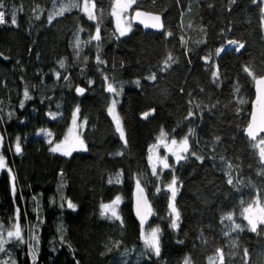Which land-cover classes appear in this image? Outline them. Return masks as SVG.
<instances>
[{
  "label": "trees",
  "instance_id": "1",
  "mask_svg": "<svg viewBox=\"0 0 264 264\" xmlns=\"http://www.w3.org/2000/svg\"><path fill=\"white\" fill-rule=\"evenodd\" d=\"M89 1L92 16L81 0H0V264H264V224L250 231L245 217L256 200L264 210V160L243 134L264 75L262 0H135L130 14L163 27L133 20L123 36L114 0ZM229 40L244 47L218 54ZM74 114L84 148L52 152ZM161 132L188 151L153 168ZM136 184L153 210L142 236ZM117 197L119 219L102 216Z\"/></svg>",
  "mask_w": 264,
  "mask_h": 264
},
{
  "label": "rangeland",
  "instance_id": "2",
  "mask_svg": "<svg viewBox=\"0 0 264 264\" xmlns=\"http://www.w3.org/2000/svg\"><path fill=\"white\" fill-rule=\"evenodd\" d=\"M133 5L132 0H114L112 4V17L114 24L116 28L119 30H125L128 31V25L131 26V23L133 22V18L130 14L131 6ZM87 8V10H85ZM81 9L88 15H93V5L89 0H81ZM235 42V43H231ZM241 45L240 42L229 40L224 45H221L217 48V53L219 54L223 50L234 48L235 50ZM241 49V48H239ZM114 99V98H113ZM112 99V101H113ZM112 101L110 104V107L112 106ZM115 108L111 112V115L115 118ZM147 115L146 113L143 115ZM42 135H46L47 131L43 130L41 132ZM48 139L50 138V135H47ZM79 138L78 133V126L76 121L73 120L70 127L65 132L64 136L57 142L52 143V147L56 145H61V151L60 153L65 154V152H72L74 150L83 149L84 145L75 144L74 141L76 138ZM81 140V139H80ZM185 140L182 139H174L172 137H169L166 133L161 132L155 139V141L152 143L149 151V157L150 162L153 168H165V164L168 166V158L172 157L175 161L179 160L177 157H180L182 159L187 151H188V144L185 146ZM264 140V138H257L255 141V144L258 148V152L261 156V150L264 149V144H261L260 141ZM175 141V143H173ZM186 147V151L184 150ZM262 158V157H261ZM264 160V158H262ZM4 163L0 164V167H3ZM173 185V183L171 184ZM174 188L176 190V186L174 183ZM139 187L138 184L135 185V188ZM171 191V189H170ZM116 199H114L112 202L107 204H112ZM246 209H250L249 212H245V217H251L253 220H257L260 217H264V210L259 205L258 201L252 203L249 205ZM169 211L172 214L173 219L175 218L174 214L172 213V209L169 206ZM248 220V218H246ZM249 222V220H248ZM155 229L147 230L144 234L145 237L149 236L151 232ZM151 249V248H150ZM152 250V249H151ZM153 251V250H152Z\"/></svg>",
  "mask_w": 264,
  "mask_h": 264
},
{
  "label": "snow or ice",
  "instance_id": "3",
  "mask_svg": "<svg viewBox=\"0 0 264 264\" xmlns=\"http://www.w3.org/2000/svg\"><path fill=\"white\" fill-rule=\"evenodd\" d=\"M132 2H135V0H132ZM0 8H3V4L2 3H0ZM85 10H87V8ZM4 16H5L4 11H0V23H4ZM11 23L13 25H15L17 23L16 17H15V13L12 14ZM151 27L161 28L162 25L160 23H155V24H152ZM127 30L128 31L131 30V26L130 25H128ZM125 34H126V31L124 29L123 30H120V35L121 36H123ZM94 39L99 40V30L98 29H97V35L94 37ZM231 43H235V42H231ZM243 47H244V45L241 44V45H239V47L236 50L239 51V48H243ZM61 67H63V63H61ZM149 79H151V77ZM76 91L78 93H81L82 94L84 92V89L77 88ZM108 91L118 95L116 88H113L111 84L108 85ZM26 95H27V93H26ZM116 103H117V100L113 99L112 106L109 107V109H108V111L110 113L114 110ZM78 112H79V109L77 108L76 113L78 114ZM75 119H76V115L74 114V121H75ZM85 123H86V121H85ZM260 130L264 131V128H261ZM117 131H120L119 121H117ZM247 134H248L249 137H251L253 139L255 138V132H254V129H253V126L252 125H250L249 128L247 129ZM173 143H175V141H173ZM184 143H185V146H186L187 140H185ZM260 143L261 144H264V140H261ZM75 144L83 145V141L80 140L77 137L76 140L74 141V145ZM85 150H86V146H85ZM184 150L185 151L187 150L186 147H185ZM16 151L17 152L21 151L19 142H17ZM51 151L52 152H59V151H61V145L58 144V145L52 147L51 148ZM65 154L66 155L67 154H70V152H65ZM261 157L264 158V149L261 150ZM177 159H180V157H177ZM2 163H3V159L0 158V164H2ZM165 167H167V164H165ZM174 183H175V181H173V185H174ZM228 183H232L231 179H229ZM173 185H169V188L171 189V197H172V201H173V203L170 204V207L172 209V213L175 216V218L172 219L171 224H172V227L173 228H176V227H178L177 221L179 219V212L175 209V206H174V200H175V196H176V190H175V188H174ZM157 191H159V189H157ZM119 199L120 198L117 197L116 201H114L112 204H102L101 205V209H102L101 215L102 216H105V215H109L110 214L109 215V218L110 219H119V217L117 215V212H116V207H117V204L119 202ZM67 206H68L69 209H73V210L75 209V205H73L70 201L68 202V205ZM249 211H250V209H245V212H249ZM246 218H248V220H249V225L248 226H249V230L250 231L255 232L257 230V227H258L259 224H264V217H260L257 220H253L251 217H246ZM227 219H232V217L231 216H228ZM234 229H241V230H243L241 228V225H239V224H234ZM8 236L9 237L16 236L18 239L21 238L18 228H17L16 232H9L8 233ZM144 243H145V247L151 248L155 252L156 255H159L160 249H159V243H158V232H157V230H153L149 236L145 237ZM33 255H35V253H33Z\"/></svg>",
  "mask_w": 264,
  "mask_h": 264
},
{
  "label": "water",
  "instance_id": "4",
  "mask_svg": "<svg viewBox=\"0 0 264 264\" xmlns=\"http://www.w3.org/2000/svg\"><path fill=\"white\" fill-rule=\"evenodd\" d=\"M262 8L264 10V0H262ZM131 17L134 23L143 30H159L163 27V20L161 14L146 11L142 9L133 10ZM160 23L161 28L151 27L152 24ZM147 25V26H146ZM252 125L255 138H251L247 134V129ZM264 75L258 76L254 81V97L251 102V111L249 113L248 122L244 127L243 134L248 140H256L258 137L264 135ZM134 211L138 219L141 221L140 233L142 236L146 222L153 214L152 206L148 200L147 194L141 186L134 189Z\"/></svg>",
  "mask_w": 264,
  "mask_h": 264
}]
</instances>
